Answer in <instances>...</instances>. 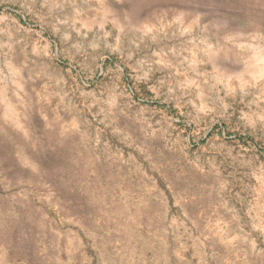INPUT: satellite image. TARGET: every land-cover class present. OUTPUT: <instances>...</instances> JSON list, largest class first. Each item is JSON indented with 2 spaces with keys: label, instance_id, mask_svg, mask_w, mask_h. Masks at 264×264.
<instances>
[{
  "label": "rangeland",
  "instance_id": "1",
  "mask_svg": "<svg viewBox=\"0 0 264 264\" xmlns=\"http://www.w3.org/2000/svg\"><path fill=\"white\" fill-rule=\"evenodd\" d=\"M0 264H264V0H0Z\"/></svg>",
  "mask_w": 264,
  "mask_h": 264
}]
</instances>
